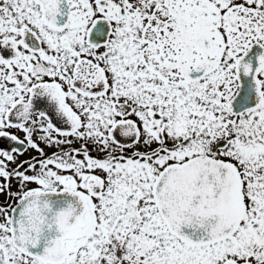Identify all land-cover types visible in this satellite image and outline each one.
<instances>
[{
    "label": "snow or ice",
    "instance_id": "6c2138e0",
    "mask_svg": "<svg viewBox=\"0 0 264 264\" xmlns=\"http://www.w3.org/2000/svg\"><path fill=\"white\" fill-rule=\"evenodd\" d=\"M0 264H264V0H0Z\"/></svg>",
    "mask_w": 264,
    "mask_h": 264
}]
</instances>
